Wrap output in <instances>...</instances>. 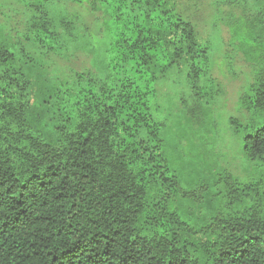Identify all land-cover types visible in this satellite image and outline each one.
Instances as JSON below:
<instances>
[{"label": "trees", "instance_id": "1", "mask_svg": "<svg viewBox=\"0 0 264 264\" xmlns=\"http://www.w3.org/2000/svg\"><path fill=\"white\" fill-rule=\"evenodd\" d=\"M0 264H264V0H0Z\"/></svg>", "mask_w": 264, "mask_h": 264}, {"label": "rangeland", "instance_id": "2", "mask_svg": "<svg viewBox=\"0 0 264 264\" xmlns=\"http://www.w3.org/2000/svg\"><path fill=\"white\" fill-rule=\"evenodd\" d=\"M234 82H239V81H234ZM231 96H232V92L229 89V91L227 90L226 96L223 98L222 101H220L219 107L217 109H214V113L215 114H224L227 111L231 110V108L233 107V102H231V103H228L227 102V105L223 103L226 100L227 101H231ZM214 119H216V118L214 117ZM224 125H225V119H219L218 120L217 127H221L222 130L224 131V133H223L224 135H222L221 138L222 139H225V145H226V148H227L228 153L231 154V155H233V152L232 151H234V148H235L234 147V143L231 140V138L229 137V134L227 133V130H225V126ZM222 142H224V140ZM235 156H237V155H235ZM237 158H239V156H237Z\"/></svg>", "mask_w": 264, "mask_h": 264}]
</instances>
